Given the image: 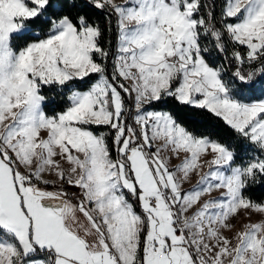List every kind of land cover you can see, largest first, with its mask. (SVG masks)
I'll list each match as a JSON object with an SVG mask.
<instances>
[{
  "label": "snow or ice",
  "instance_id": "1",
  "mask_svg": "<svg viewBox=\"0 0 264 264\" xmlns=\"http://www.w3.org/2000/svg\"><path fill=\"white\" fill-rule=\"evenodd\" d=\"M65 5L0 0V264H264V0Z\"/></svg>",
  "mask_w": 264,
  "mask_h": 264
},
{
  "label": "trees",
  "instance_id": "2",
  "mask_svg": "<svg viewBox=\"0 0 264 264\" xmlns=\"http://www.w3.org/2000/svg\"><path fill=\"white\" fill-rule=\"evenodd\" d=\"M53 2H56V0H53ZM223 2L224 0H215L217 13L222 7ZM83 4L84 0H78L77 8L71 10H69L65 5L62 12L58 14H63V12L68 11H70L73 15L77 14L78 12L86 14L90 20L98 22L103 29V37L101 39L102 46L109 48V41H111V47L114 49L116 42L114 20L111 24L112 31L110 32L105 11L96 9L93 6H82ZM217 63H219V61H217ZM224 63L227 69V61ZM49 95L53 96L54 94L50 93ZM256 96L260 97L261 94L257 92ZM56 103H62L59 97H56ZM157 108L164 111H170L180 123L188 128L189 131H192L197 135H208L213 139H220L222 142L232 144L238 153L241 151L243 142L235 137V134L232 132V130L227 125H225L221 119L214 117L205 110L179 105L171 98H167L166 100L160 102L157 105ZM246 195L251 196L256 201H264V179H261L259 183L250 185L249 189L246 191Z\"/></svg>",
  "mask_w": 264,
  "mask_h": 264
},
{
  "label": "rangeland",
  "instance_id": "3",
  "mask_svg": "<svg viewBox=\"0 0 264 264\" xmlns=\"http://www.w3.org/2000/svg\"><path fill=\"white\" fill-rule=\"evenodd\" d=\"M117 3H122V0H117ZM172 163L175 164V163H177V161L176 160H173ZM257 219H258L257 216H255V215L252 216V221L253 222L256 221ZM233 223H236V221L234 220Z\"/></svg>",
  "mask_w": 264,
  "mask_h": 264
},
{
  "label": "crops",
  "instance_id": "4",
  "mask_svg": "<svg viewBox=\"0 0 264 264\" xmlns=\"http://www.w3.org/2000/svg\"><path fill=\"white\" fill-rule=\"evenodd\" d=\"M264 98V97H263Z\"/></svg>",
  "mask_w": 264,
  "mask_h": 264
}]
</instances>
